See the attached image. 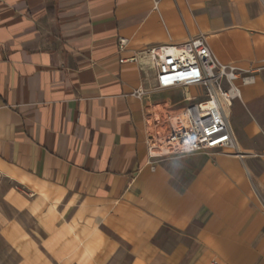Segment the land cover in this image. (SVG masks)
<instances>
[{
  "label": "crops",
  "instance_id": "0c3cea01",
  "mask_svg": "<svg viewBox=\"0 0 264 264\" xmlns=\"http://www.w3.org/2000/svg\"><path fill=\"white\" fill-rule=\"evenodd\" d=\"M197 35L258 70L239 153L149 164L144 107L184 92L138 99L129 59ZM0 198L4 264H264V0H0Z\"/></svg>",
  "mask_w": 264,
  "mask_h": 264
},
{
  "label": "built area",
  "instance_id": "2783aa9c",
  "mask_svg": "<svg viewBox=\"0 0 264 264\" xmlns=\"http://www.w3.org/2000/svg\"><path fill=\"white\" fill-rule=\"evenodd\" d=\"M126 44V40L120 41L121 51ZM138 59L155 71L152 89L139 88L133 93L138 99L143 101L150 92H184L179 102L144 107L149 164L205 152L239 153L229 110L235 101H242L243 87L254 84L258 70H242L221 62L204 35L178 45L149 47L129 61Z\"/></svg>",
  "mask_w": 264,
  "mask_h": 264
},
{
  "label": "rangeland",
  "instance_id": "374dc122",
  "mask_svg": "<svg viewBox=\"0 0 264 264\" xmlns=\"http://www.w3.org/2000/svg\"><path fill=\"white\" fill-rule=\"evenodd\" d=\"M192 93H194L195 94V92L192 90ZM171 99V101L173 102V103H176V102H179V101H181L183 98H184V96L182 97L181 95L180 96H176V97H170ZM167 100V97H163V96H158V97H155L154 98V102L156 103V102H164V101H166ZM0 211L1 212H4L6 215H9V216H12V213H11V211H10V209L8 208V206L6 205V204H4L2 201H1V198H0ZM15 216H17V218L21 221V222H23V223H25V224H31V219L30 218H28V217H24L23 215H15ZM1 248V247H0ZM3 251H0V264H4V256L5 255H3V253H2Z\"/></svg>",
  "mask_w": 264,
  "mask_h": 264
},
{
  "label": "clouds",
  "instance_id": "9594fccd",
  "mask_svg": "<svg viewBox=\"0 0 264 264\" xmlns=\"http://www.w3.org/2000/svg\"><path fill=\"white\" fill-rule=\"evenodd\" d=\"M188 151H191V149H189Z\"/></svg>",
  "mask_w": 264,
  "mask_h": 264
}]
</instances>
